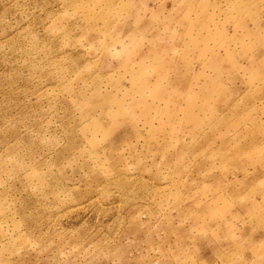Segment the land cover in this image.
Segmentation results:
<instances>
[{"label": "rangeland", "instance_id": "374dc122", "mask_svg": "<svg viewBox=\"0 0 264 264\" xmlns=\"http://www.w3.org/2000/svg\"><path fill=\"white\" fill-rule=\"evenodd\" d=\"M0 264H264V0H0Z\"/></svg>", "mask_w": 264, "mask_h": 264}]
</instances>
